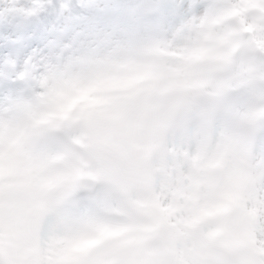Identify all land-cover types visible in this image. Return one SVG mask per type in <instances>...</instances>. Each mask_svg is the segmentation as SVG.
I'll use <instances>...</instances> for the list:
<instances>
[{"label": "clouds", "instance_id": "clouds-1", "mask_svg": "<svg viewBox=\"0 0 264 264\" xmlns=\"http://www.w3.org/2000/svg\"><path fill=\"white\" fill-rule=\"evenodd\" d=\"M0 264H264V0H0Z\"/></svg>", "mask_w": 264, "mask_h": 264}]
</instances>
